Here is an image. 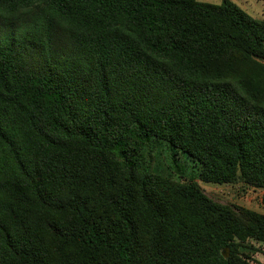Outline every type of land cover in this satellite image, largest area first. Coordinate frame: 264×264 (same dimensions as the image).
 <instances>
[{"label": "trees", "instance_id": "obj_1", "mask_svg": "<svg viewBox=\"0 0 264 264\" xmlns=\"http://www.w3.org/2000/svg\"><path fill=\"white\" fill-rule=\"evenodd\" d=\"M263 61L264 19L234 0H0V264H254L264 214L145 149L264 188Z\"/></svg>", "mask_w": 264, "mask_h": 264}, {"label": "rangeland", "instance_id": "obj_2", "mask_svg": "<svg viewBox=\"0 0 264 264\" xmlns=\"http://www.w3.org/2000/svg\"><path fill=\"white\" fill-rule=\"evenodd\" d=\"M201 1L215 4L222 2V0ZM234 1L252 16L264 19V0ZM22 61L28 70L34 72H45L49 67L45 57L38 49L31 48L29 51L24 52ZM145 154L147 165L153 173L182 182L190 181L192 177H195L203 192L213 200L230 206L236 212L242 209H250L264 214V188L249 186L243 180L241 174L232 183L217 184L204 182L198 177L200 171L199 164L187 155L182 153L174 154V150L170 149L167 143L147 147ZM239 251L241 256L249 262L264 264V242L252 238L247 239L241 242ZM224 252L227 257L230 256L228 249Z\"/></svg>", "mask_w": 264, "mask_h": 264}, {"label": "water", "instance_id": "obj_3", "mask_svg": "<svg viewBox=\"0 0 264 264\" xmlns=\"http://www.w3.org/2000/svg\"><path fill=\"white\" fill-rule=\"evenodd\" d=\"M224 255H225V252H224ZM226 256V255H225ZM227 257V256H226Z\"/></svg>", "mask_w": 264, "mask_h": 264}]
</instances>
